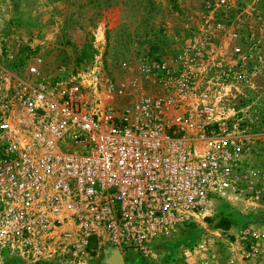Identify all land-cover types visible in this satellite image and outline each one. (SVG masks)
Masks as SVG:
<instances>
[{"label":"built area","instance_id":"obj_1","mask_svg":"<svg viewBox=\"0 0 264 264\" xmlns=\"http://www.w3.org/2000/svg\"><path fill=\"white\" fill-rule=\"evenodd\" d=\"M41 63L16 84L0 74V253L72 257L94 237L95 252L155 254L249 185L251 103L204 90L198 130L186 135L184 116L171 125L116 117Z\"/></svg>","mask_w":264,"mask_h":264},{"label":"rangeland","instance_id":"obj_2","mask_svg":"<svg viewBox=\"0 0 264 264\" xmlns=\"http://www.w3.org/2000/svg\"><path fill=\"white\" fill-rule=\"evenodd\" d=\"M38 56L41 71L65 73L81 100L128 120L171 125L184 116L193 124L178 123L186 135L198 130L204 90L251 103L249 185L213 201L155 254L95 252L91 237L76 256L2 251L0 264H108L111 248L125 264H264V180L253 176L264 160V0H0V74L16 84ZM222 210L234 222L228 229L215 226Z\"/></svg>","mask_w":264,"mask_h":264},{"label":"trees","instance_id":"obj_3","mask_svg":"<svg viewBox=\"0 0 264 264\" xmlns=\"http://www.w3.org/2000/svg\"><path fill=\"white\" fill-rule=\"evenodd\" d=\"M234 222L230 219V214L226 213L224 210L221 211L220 219L215 224L218 228L228 229ZM43 264H50V263H43Z\"/></svg>","mask_w":264,"mask_h":264},{"label":"water","instance_id":"obj_4","mask_svg":"<svg viewBox=\"0 0 264 264\" xmlns=\"http://www.w3.org/2000/svg\"><path fill=\"white\" fill-rule=\"evenodd\" d=\"M104 252L106 253L107 250L105 249ZM110 254V257L107 259L108 264H125L123 256L117 248H111Z\"/></svg>","mask_w":264,"mask_h":264},{"label":"crops","instance_id":"obj_5","mask_svg":"<svg viewBox=\"0 0 264 264\" xmlns=\"http://www.w3.org/2000/svg\"><path fill=\"white\" fill-rule=\"evenodd\" d=\"M253 176L256 179L260 180L262 178V180H264V160H262L260 164H258V167H255L253 169Z\"/></svg>","mask_w":264,"mask_h":264}]
</instances>
